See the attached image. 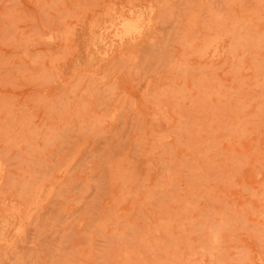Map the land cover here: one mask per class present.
Returning <instances> with one entry per match:
<instances>
[{
  "label": "rangeland",
  "instance_id": "1",
  "mask_svg": "<svg viewBox=\"0 0 264 264\" xmlns=\"http://www.w3.org/2000/svg\"><path fill=\"white\" fill-rule=\"evenodd\" d=\"M0 264H264V0H0Z\"/></svg>",
  "mask_w": 264,
  "mask_h": 264
}]
</instances>
